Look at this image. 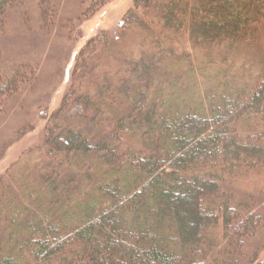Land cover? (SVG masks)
<instances>
[{"label": "trees", "instance_id": "obj_1", "mask_svg": "<svg viewBox=\"0 0 264 264\" xmlns=\"http://www.w3.org/2000/svg\"><path fill=\"white\" fill-rule=\"evenodd\" d=\"M54 1H28L44 39ZM88 1L64 32L109 0ZM14 2L0 0V38ZM260 35L264 45V0H133L118 31L89 38L39 157L29 150L0 175V264H239L260 217L247 203L233 207L227 188L264 176V57L238 87L216 71L215 84L182 93L163 76H183L189 64L171 45L193 52ZM37 78L28 63L0 69V114ZM73 105L79 121L61 122Z\"/></svg>", "mask_w": 264, "mask_h": 264}, {"label": "rangeland", "instance_id": "obj_2", "mask_svg": "<svg viewBox=\"0 0 264 264\" xmlns=\"http://www.w3.org/2000/svg\"><path fill=\"white\" fill-rule=\"evenodd\" d=\"M16 1L5 14L7 35L0 38V69L7 75L13 67L28 63L37 67L38 78L20 92L9 95L0 114V175L16 161L22 159V162H26L24 154L27 151L34 150L35 156H38L35 149H42L50 115L60 107L70 87L79 50L89 38L100 32L118 31L124 14L133 7V0H109L97 8L92 16L76 23L69 35L62 30L64 19L76 18L81 13L79 2L82 0H61L50 35L44 39L36 2ZM54 2L57 3V0ZM16 3H21L31 13L30 24L26 22L25 15L22 16L23 9L18 8ZM182 45L171 46L174 47V57L189 53V64L184 75L163 76L167 85L182 93L193 91L195 82L200 89L215 84L212 78L216 71L225 73L237 87L248 84L257 74L264 57L261 35L240 45L209 46L193 52L189 43ZM79 113L80 106L73 105L63 114L61 122L69 124L79 121V118H72L78 117ZM87 121L86 118L82 119L81 126L85 130L92 129ZM109 129L99 127L96 133L105 135ZM34 159L31 164L39 160ZM246 183L248 185L245 187L229 185L227 188L232 193L233 207L247 203L254 210L253 214L260 217L255 233L242 242L239 264H250L253 260L256 262L264 258V176L258 181L249 180Z\"/></svg>", "mask_w": 264, "mask_h": 264}]
</instances>
